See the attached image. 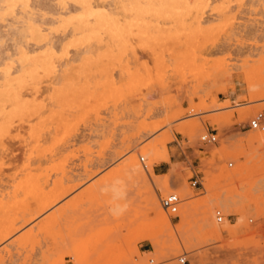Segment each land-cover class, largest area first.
I'll use <instances>...</instances> for the list:
<instances>
[{
    "label": "rangeland",
    "instance_id": "374dc122",
    "mask_svg": "<svg viewBox=\"0 0 264 264\" xmlns=\"http://www.w3.org/2000/svg\"><path fill=\"white\" fill-rule=\"evenodd\" d=\"M249 2L236 3L225 25L216 14L208 12L203 24L208 32L198 37L197 51L191 54L187 52L191 28L181 30L170 21L142 16L139 11L138 17L128 11L116 15L121 32L133 30L132 40L104 46L97 54L110 51V55L100 60L93 59L85 65L75 62L67 81L71 87L89 84L91 91L103 90L101 83L108 90L115 86L122 91L118 95L108 91L99 101L91 96L85 109L56 104L52 166L35 172L37 177L26 186L17 189L18 183H24L26 171L5 168L0 181V193L6 194L4 198L0 195V232L9 224H15L17 229L7 241L0 242V264H151V258L163 264L169 260L184 264L180 261L184 256L185 264H264V144L249 141L256 130L250 122L264 112V100L253 114L239 118L241 110L257 104L250 103L242 72H250L253 80L264 83V1ZM251 29L256 31L250 32ZM146 30L154 34L160 31L171 38L148 46L142 35ZM53 33L61 31L54 29ZM5 40L3 49L12 44L9 50H13L12 40ZM224 42L229 45L205 53V48ZM77 47L72 45L69 50L74 52ZM227 100L230 105L221 109L224 112L200 109L202 113L191 115L196 112L190 111L193 105L201 107L204 102ZM71 104H82L81 97L74 95ZM179 112L183 113L171 118ZM224 113H233L229 124L219 129L207 119L196 142L177 131L181 122ZM64 118L78 119L75 129L67 134L60 124ZM27 129L24 126L21 135L6 140L12 151L10 157L20 162L30 148ZM211 130L217 133L216 143H204L201 136ZM166 133L172 136L167 146L173 162L168 174H164L169 188L180 189L187 183L196 198H207L204 184L194 187L190 178L199 173L203 183L209 170L217 181L216 193L231 195L235 192L230 189L233 185L223 181V177L239 164L248 166L247 176L236 186L239 191L233 197L242 215L220 206L213 209L216 221L220 210L224 214L220 223L238 225L237 232L222 236L201 232V215L195 214L191 227L195 246L171 249L176 257L169 260L160 257L148 239L156 235L169 247L174 240L167 232L137 227L138 223L151 222L152 213L137 220L132 211L118 213L125 200L135 199L137 204L143 198L139 195L140 185L121 176L122 166L131 154L124 150V136H130L135 150L140 151ZM158 165H154L155 171ZM48 199L55 201L36 215ZM169 215L178 222L179 217ZM32 216L31 223L23 224ZM40 226L45 228L42 233H38ZM32 228L34 234L25 239Z\"/></svg>",
    "mask_w": 264,
    "mask_h": 264
},
{
    "label": "bare ground",
    "instance_id": "6f19581e",
    "mask_svg": "<svg viewBox=\"0 0 264 264\" xmlns=\"http://www.w3.org/2000/svg\"><path fill=\"white\" fill-rule=\"evenodd\" d=\"M242 1L0 0V45L2 46L0 50V181L3 179L2 175L6 167L26 171V179L24 183H18V189L33 181L37 177L35 172L49 169L52 166L54 155L52 133L56 123V112L54 110L56 104L62 107L69 106L72 108L76 106L85 109L91 96L96 97L99 101L103 100L108 91L115 95L122 91L121 87L115 86L108 90L103 83H101L103 90L91 91L89 84L85 83L81 86L71 87L67 81V76L75 66V62L82 61L85 65L93 59L100 60L110 55V51L97 54L104 46H117L123 39L132 40L134 36L132 29L129 28L126 34L120 31L118 19L116 18L120 11H128L135 17H138L136 12L139 11L142 16L153 15L158 20L170 21L181 30L186 27L191 28V33L187 35L191 39L187 52L191 54L197 51L198 37L204 36L208 32L203 26L208 18L206 14L208 12L216 14L219 19L223 20L225 25L231 18L230 14L235 4ZM257 1L261 2V0H250L252 3ZM249 3L247 4L249 5ZM130 26L128 25V27ZM54 29L60 30L61 33L54 34ZM255 31L254 29L250 30V32ZM234 34L237 33L234 31ZM142 35L148 46H156L162 40L171 38V36L161 34L160 31L154 34L146 30ZM140 37L141 35L138 38ZM5 39L12 40L13 50H9L12 44H7L9 48L7 46L3 49L4 45L6 46V42L3 43ZM72 45L78 46L74 52L69 50ZM228 45L229 42H224L217 46L205 48L204 51L210 53L215 49ZM242 73L246 76L244 84L245 89L250 94V103H257L239 112V118L245 119L247 115L253 114L256 109L260 108V102L264 100V83L253 80L250 72L244 71ZM58 84L61 86H57ZM74 95L81 97L82 104H71ZM229 103L230 101L227 100L224 103H218L217 101L204 102L201 107L193 105L190 111L194 110L196 112L191 115H199L202 113L199 111L200 109L218 111L229 107ZM182 113L179 112L171 118ZM232 117L233 113L210 117L199 116L196 117L199 119L181 122L177 126V131L187 136L191 141L196 142L199 131L203 126H206L207 119L221 129L222 126L229 124ZM60 124L64 128L65 134H67L75 129L78 119L64 118ZM24 126H28L26 139L30 141V148L20 162L18 159L10 157L12 151L7 146L6 140L21 135V128ZM171 137L169 133H166L140 151L135 150L136 147H134L130 136H124L122 140L124 150H128L131 154L122 166L121 176H126L132 182L140 185L139 195L143 198L141 203L137 204H135V199L125 200L118 213L124 214L127 211H132L136 217L135 220L141 216L146 219L151 213L154 215L151 222L138 223L137 227L138 229L145 226L151 229L157 228L161 232H167L174 240V242L172 241L173 245L167 247L168 245L164 246L158 236L150 235L148 237L152 245L156 247L158 255L164 257V260L176 257L171 249H180V246L187 248L195 246L196 237L194 231L191 230L195 214L201 215L199 223L201 232L203 230L219 236L224 233L234 234L237 232L238 225L230 221H226L224 224L216 221L213 209L215 206H220L228 209L232 214H239V217L242 215V211L236 206L237 200H234V198L236 190H238L236 186L242 184L248 171L246 163H242L223 177V181L233 185L230 189L235 191V195L216 193L217 181L209 170H206L207 178L203 182L205 191L208 193L207 198H196L187 183L180 189L169 188L164 180L165 175L157 174L154 165L163 161H170L171 153L169 151L171 150L168 149L167 143ZM249 141L264 144V131L256 129ZM140 152L141 154L138 156ZM241 154L242 152L237 154L236 157L239 158ZM252 155L254 156V154ZM142 159H147V163L141 162ZM174 169L176 168L174 167ZM69 190L70 188L66 189L60 197L64 196ZM172 191H177V195L179 194L182 200L178 212L173 214V217H179L178 222L172 220L161 202L163 195ZM0 195L3 198L6 196L3 192ZM54 201V199L46 200L36 210L35 214L40 215L45 212ZM33 217L24 219L23 224H28L33 220ZM16 229L15 224L6 226L0 232V242L7 241ZM44 229L40 226L38 233H42ZM33 234L34 230L32 228L24 238H31ZM171 255L173 256L170 257ZM62 259L63 254L61 255ZM140 264H147V262L142 261ZM167 264L176 263L169 260Z\"/></svg>",
    "mask_w": 264,
    "mask_h": 264
},
{
    "label": "built area",
    "instance_id": "2783aa9c",
    "mask_svg": "<svg viewBox=\"0 0 264 264\" xmlns=\"http://www.w3.org/2000/svg\"><path fill=\"white\" fill-rule=\"evenodd\" d=\"M250 126L253 129L264 130V112H259L251 120ZM201 140L204 143H216L217 133L215 132V130L208 131L201 136ZM142 160H144V159H142ZM230 165H232V164H230ZM190 180H191V184L194 187L203 186L202 177L200 176L199 173H194L193 176L190 178ZM161 202H162V205L166 209L167 212H169L170 214H175L179 210L181 199L176 193L171 192V193L164 195L161 199ZM216 216H217V219L219 222L223 221L224 214L222 213V211L217 210ZM180 261H181V263L185 264L187 262V258L183 257L180 259ZM150 263L151 264H163L162 262H157L154 258L150 259Z\"/></svg>",
    "mask_w": 264,
    "mask_h": 264
},
{
    "label": "crops",
    "instance_id": "0c3cea01",
    "mask_svg": "<svg viewBox=\"0 0 264 264\" xmlns=\"http://www.w3.org/2000/svg\"><path fill=\"white\" fill-rule=\"evenodd\" d=\"M171 162H173L172 157L170 158V161H163L161 164H159L156 168L157 174H168L166 173L167 170H169Z\"/></svg>",
    "mask_w": 264,
    "mask_h": 264
}]
</instances>
